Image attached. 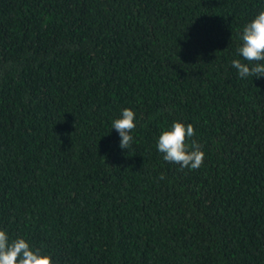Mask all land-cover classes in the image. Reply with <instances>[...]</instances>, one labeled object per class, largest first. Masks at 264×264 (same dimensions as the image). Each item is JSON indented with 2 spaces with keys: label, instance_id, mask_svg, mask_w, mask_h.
Returning <instances> with one entry per match:
<instances>
[{
  "label": "trees",
  "instance_id": "16d2710c",
  "mask_svg": "<svg viewBox=\"0 0 264 264\" xmlns=\"http://www.w3.org/2000/svg\"><path fill=\"white\" fill-rule=\"evenodd\" d=\"M260 11L0 0V230L51 264H264V77L231 64ZM125 108L128 150L111 126ZM174 121L199 169L157 151Z\"/></svg>",
  "mask_w": 264,
  "mask_h": 264
},
{
  "label": "clouds",
  "instance_id": "9594fccd",
  "mask_svg": "<svg viewBox=\"0 0 264 264\" xmlns=\"http://www.w3.org/2000/svg\"><path fill=\"white\" fill-rule=\"evenodd\" d=\"M241 45L236 49L241 59L232 60L241 79L264 77V11H260L254 19L247 23L239 37ZM243 61V62H242ZM136 114L131 109L121 111L119 118L112 121L120 138L119 147L128 150L132 145V131L136 128ZM195 135L191 124L173 122L169 129L163 130L156 140V149L162 154L165 162L178 164L181 169H199L204 160L200 146L188 141ZM165 177L161 175L159 179ZM0 264H51V258L33 250L23 238L9 240L7 233L0 230Z\"/></svg>",
  "mask_w": 264,
  "mask_h": 264
}]
</instances>
